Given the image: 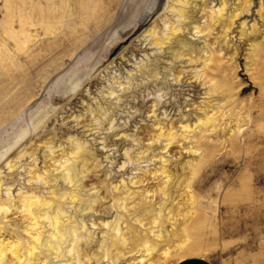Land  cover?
<instances>
[{
  "label": "rangeland",
  "instance_id": "obj_1",
  "mask_svg": "<svg viewBox=\"0 0 264 264\" xmlns=\"http://www.w3.org/2000/svg\"><path fill=\"white\" fill-rule=\"evenodd\" d=\"M206 1L208 4H204ZM222 1L195 0L196 21L186 20L191 25L178 33L184 47L174 49L167 37L172 34L171 28L185 23L169 9L176 0H0V111L29 95L28 91L41 86L72 60L92 51L106 56L104 62L86 69L67 85L31 98L26 107L0 118V203L12 199L18 206L20 194L26 192L49 198V185L34 177L36 167L56 179L54 190L61 196L58 202L73 219L68 222V230L64 229L70 233L61 241L64 254L58 258L48 250L46 241L51 236L46 232V246L38 249L44 257L30 264H40L41 259L48 264H78L79 259L82 264H109L106 259L98 260L104 253V241L111 240V228L104 223H113L120 216L127 218L123 228L128 224L143 234L150 228H164L165 232L162 239L149 232L151 243L159 245L150 261L139 262L143 254L133 241L114 264H177L186 259H204L212 264H264V109L262 90L249 58L253 55V39L264 43V0H249L250 11L237 19L229 47L219 29L212 34L194 29L206 28L212 9L216 12ZM228 1L230 8L239 2ZM144 16H148L145 24L138 25L126 38L122 36ZM243 22L248 33L253 24L260 30L248 38L241 37ZM156 37L163 40V47L151 44ZM100 41L102 45L95 48ZM211 51L221 58L218 65L223 67L221 71L209 69L217 76L213 80L217 88L212 93L211 83H206L204 76L199 78L208 72L204 59ZM188 52L194 53L192 58L186 55ZM227 80L235 87L231 98ZM244 86L248 89L241 92ZM111 90L114 95H110ZM230 100L238 103L227 109ZM212 114L217 120L203 124ZM236 115L241 123L234 121ZM83 118L94 120L95 128L92 126L89 133L85 131L91 127L77 125ZM187 124L191 128L186 133L182 126ZM237 128L241 133L232 139V130ZM161 132L177 133L179 137L173 141L158 139ZM79 140L86 152L77 162L80 173L76 184L82 201L76 209L66 199L74 189L62 177L66 172L55 167L58 163L52 164L54 156L60 157L62 150ZM47 145L56 146L58 152L51 155ZM23 152L27 153L22 161L9 170L7 162L15 164ZM162 166L176 175L171 185L175 200L167 203L173 208L174 218L156 227L150 222L157 218L156 210L165 201L159 196L168 178L135 186L129 182L133 177H151V172ZM122 181L137 192L136 202L145 199L157 208L144 221L146 226L132 219L133 214L113 207L111 198H103L102 186L118 185L122 189ZM15 209L12 207L13 215L10 212L9 216L0 212V240H18L25 251L29 241L27 222ZM128 237L131 239V235ZM74 239H80L81 255L69 253ZM10 256L12 263L10 258L0 264H24ZM23 260L29 261L26 256Z\"/></svg>",
  "mask_w": 264,
  "mask_h": 264
},
{
  "label": "bare ground",
  "instance_id": "obj_2",
  "mask_svg": "<svg viewBox=\"0 0 264 264\" xmlns=\"http://www.w3.org/2000/svg\"><path fill=\"white\" fill-rule=\"evenodd\" d=\"M204 4H208V2L206 1ZM229 5L230 4H229L228 0H223L221 6L218 8V10L216 12L213 11V9H212V11L209 15V22H208L207 27L205 28V27L198 26V27H195L194 29L198 30L199 33H205L208 30V31H210L211 34L214 31H216L217 29H219L218 32L222 33L221 36H224L223 39H227L226 42H227V46L229 47V43L231 42V40L234 37L233 36V34L235 32L234 26L237 22V19L239 17H241L243 14H245L246 11L247 12L250 11L248 9L251 7L252 2H250L249 0H239L238 4L236 6H234L233 8H230ZM197 6H198V4H196L195 0H176V3L169 6V9H171L173 11V13L175 12L176 15H178L181 18V20L185 21V23L184 22L182 23L183 24V25H181L182 27L171 28L172 34L167 37L168 41H172L171 45H174L173 46L174 49L175 48L180 49V48L184 47L183 46L184 41H183V39L179 38L178 33L182 30V28L185 25L187 27H189V25H191L188 23L186 24V20L190 19V20H193L192 22L196 21L194 13L196 12ZM260 8H261V6H260ZM191 9H193L192 12H190ZM92 16H89V18H91ZM97 18H100V16ZM147 19H148V16H144V18H142L141 21H138V23L134 24L133 27H128L129 29L126 30L122 36L125 37V36H128L129 34H131L133 31H135V29L137 28L138 25L141 26V25L145 24ZM91 20H92V18H91ZM245 26L246 25L244 22L241 23V28H242V32L240 34L241 37L245 36L246 38H248V37L252 36L253 34H256L260 30V28L258 27V24H253L251 27V29H252L251 32L248 33L247 30L244 28ZM262 27H264V24L262 25ZM155 32L156 31H153L154 35H156ZM173 39H174V41H173ZM217 40L215 39L216 42H217ZM101 43H102V41H100L98 44H96L95 48L101 46L102 45ZM151 44L163 47V45L165 43L163 42V40L156 37L155 39L153 38V40L151 41ZM262 44H264V43H262ZM262 44L257 43L256 38L253 39V41L251 43V46L253 47V55L249 56V58L250 59L252 58L251 59L252 67H253V70H254L255 75H256L255 80L258 81L256 83L260 86V88L262 90L260 98L262 99L261 107L264 109V46H262ZM215 50H217V49H215ZM220 50L221 49H219L218 51H220ZM100 53H97L96 51L95 52L92 51L90 53H86L85 55H82L81 57L77 58L74 61L72 60V62H70L69 65H67L64 69H62L61 71H59L58 73H56L55 75L50 77L41 86L28 91V92H31V93H28L29 95H25V97H20V98L16 99L14 101V103H12V105H9L8 107H5L3 110H1L0 111V118L3 116L10 115L15 110H19V109L26 107L29 104V102H31V98L37 99L38 97H43L44 95L50 94L51 93L50 91L57 88V87L59 88V85H67L75 77H78L79 75L82 76L81 74H83L86 71V69H89L93 65H98L99 63L104 62L105 57H106L105 53H103V52H100ZM220 53H221V51H220ZM193 54H194L193 52H188L186 55H188V56H190V58H192ZM235 55H236V53H235ZM233 59H234V57L231 56V62L233 61ZM220 60H221V58H220ZM220 60H219V58L215 57V51H211L210 55L206 56V58L204 59L205 67L208 69V72L203 71L204 74L201 75L202 74L201 73L200 74L201 76H199V78L204 76L203 79L206 80V83H211V85H212L210 88L211 93L213 92V89H215L214 87L217 88L216 83L213 82V80L217 76L214 77L213 74L211 75V73L213 71L209 72V69L217 70V71L223 70V67L221 65H218V62ZM178 78H180L179 73L176 76L177 80H178ZM75 81H76V79H75ZM178 82H180V81L178 80ZM224 86L225 85L223 84V87ZM223 87H221V88H223ZM247 89H248V87L244 86L241 88V92H244ZM234 90H235L234 85L229 83V81L227 80V93H229V95H230L229 98L232 97ZM219 91H218V93H219ZM114 93H115L114 90L110 91V95H114ZM54 100H59V98H55ZM233 100L232 101L230 100L232 103H230V102L227 103V109L231 106L237 105L238 100L234 101L235 104L233 103ZM88 111L95 112L96 110H93V109L89 110L88 109ZM223 111H225V110H223ZM98 114L99 113H97V115ZM233 115L234 114L231 113L230 117L232 116V118H233ZM239 118H240V116L236 115L234 121H237V123H241V122H239V121H241V118L240 119ZM216 120H217V118H215L214 114H212V115H209L208 117H206L205 121H203V124H205V125L212 124ZM77 125H82V128L91 127V129H86V131H85V133H89L90 131L93 130L92 126H94V120L92 119L89 121V120L83 118L80 122H78ZM94 128H95V126H94ZM182 128H184L185 132L187 133L189 131V129L191 128V125L187 124V125L182 126ZM232 132H233L231 134L232 139L237 137V135L239 136V133H241L240 128H237L236 130H232ZM90 135H92V134H90ZM186 135L187 134H185V137H187ZM163 137H166V140L168 139V140L173 141V140H176V138L179 137V135L177 133L165 134V133L161 132L157 136L158 139H161ZM47 147L49 148L51 155H55V153L58 152V151H56L57 148L54 145H47ZM62 151L63 152L60 155V157H59V155H57L56 157L55 156L53 157V158H56V160L54 161V163L52 165H56V163H58L57 164L58 166H55V167H57L58 169L61 168V169H63L62 171L66 172V174H64L62 177H63L64 181L68 183V185H70L71 187L74 188L67 193L66 199H70V203L72 204V206H74L77 209L78 205H79L78 203L82 201V199H81L82 197L78 191L79 188H77L78 186L76 184L78 181L77 178L79 177V173H80L78 171L79 169L77 168L78 167L77 162L80 163L79 160H82L80 158L82 156H85L86 150H85V147L83 146V144L79 140V141L74 142L73 146L70 147L69 149H64ZM26 153L27 152H23L21 154V156L18 157V161L15 164H12V161L7 162L8 169L14 170L17 167V165L22 161L21 159L26 155ZM29 154H31V157L33 156L32 152H29L28 155ZM167 161H168V159L164 160V163ZM34 168H35L33 171V173L35 174L34 177H36V179L39 182H43L45 185H49V195L50 196H49V198L48 197H41L38 194H36V192H30V193L26 192L24 194H20L18 206H17V203L13 204L12 199L11 200L7 199V200L3 201V203H0V212L2 211L5 213H8L7 216L11 215L10 212L12 213V210H11L12 207H16V209L20 210L21 218L27 222L28 228H27L26 233L29 237L28 243L26 242L28 245H27V249H25V251H23V244H21V242H19L18 240H15V241L10 240L7 242H5L4 240H0V262L3 260H6V259L9 261V259L11 258L10 262L12 263L13 259L10 255H12L13 258L15 256L16 259H18L21 263H24V264H30L33 260H35L37 258H41L42 256H41V253L38 252V249L40 247L42 248L43 245H45L44 244V240H45L44 234L46 232H49L50 236H51V238L46 241V242H49V244H50L48 247V250L53 251L54 255H57L58 258H60L61 253L64 252V251L61 252V250H63L61 241L64 237H66V235L70 234L68 231H65L64 229H66L68 222L72 219V216L66 214V212L64 211V207H63L64 205L59 204V202H58L61 196L58 197V194L54 190L56 179L55 178L51 179V175H50L51 173L49 174V172H47V171H44L41 173V172H39V170L36 167H34ZM33 173H30V174L33 176ZM174 176L176 177V175L173 173V171H171V169H169L166 166H162L161 168L154 169V171L151 172V177L146 176V178L142 177V178H139L138 180H135V178L133 177L129 182L135 186L138 183H143L145 181L149 182L152 179H154V180L159 179L160 180L161 177L165 178V179L168 178L164 181V183H163L164 186H162V183H161L162 187L160 190H162V194L159 197H162L163 199H165V201H164V203L160 204V207L158 208V210H156L157 208L155 209L150 204V202L145 201V199L144 200L140 199L139 202H136V199L134 198V196L137 194V192L134 191L131 187H129V185H130L129 183H126L124 181H122L123 182V184H122L123 188L122 189H121L122 186L118 187V185H115L113 187H111L112 185L111 186L109 185L108 187H106V189L103 188L104 186H102L101 187L102 195H104L103 196L104 199H107V198L112 199V201L114 202V204H112L113 207H115L117 209L119 208L122 211H125L127 213L129 212V213H131L130 215L133 214L134 216H133V218L132 217L131 218L134 219L139 224H141L142 226H146L148 224L147 221H146V223L144 221L148 219V216L150 213H152L154 210L158 211V213H156L157 218L155 217L156 219L152 220L150 222V224H152V225L156 224V227H157V224H159V226L163 227V223L165 221H170L171 219L174 218L173 217L174 216L173 208L172 207L169 208L167 205L169 199H172V201L175 200L174 192L171 191V185L174 184V181H175V178H173ZM87 177L90 178L92 176L88 175ZM123 189H124V191H123ZM10 192L11 191L9 190V193ZM22 193H23V191H22ZM157 197H158V195L156 194V198ZM131 199H133V201L130 202ZM95 203H96L95 205H97V203H99V201L95 202ZM130 204H133L131 206V208H130ZM69 207H71V206H69ZM93 207L95 209V206L91 205V208H93ZM139 211H142V213L136 214ZM156 214H154V215H156ZM12 215H13V213H12ZM124 222H127V218L120 216L113 223L112 222L110 223L109 221L104 223V226H110V228H111V230H110V231H112L111 234H109V232H108L109 236L111 237L110 238L111 240H109V241H111V242H109L108 240L104 241V245H105V248L103 249L104 253L101 257L98 258V260L106 259L109 262V264L116 263L121 258V254L123 253V250L125 249V247L134 241L135 243H137L136 244L137 246L141 247L139 249V251L143 254L141 259L139 260V262L145 263V262L150 261L151 256L153 255L155 250H157L159 245L151 243V241L148 238V234H149V232H152L157 236L158 239H162L164 237L163 233L165 232L164 228H162L159 231L156 230L158 233L154 230V228H150L149 232L147 234H143V233L139 232L137 228H135L133 226H129L128 224H126L127 226L125 228H123L122 224ZM73 223H75V221ZM67 228H69V227H67ZM66 230H68V229H66ZM70 232H71V230H70ZM128 235H131V239H129ZM74 240H75L74 247H73L72 251H69V253L74 251V252H78L81 255L79 248H78V241L80 239L79 240L74 239ZM81 241H84V240H81ZM80 242H79V245H80ZM100 245H101V243H100ZM131 245H133V244H131ZM82 249L84 250L85 248H82ZM87 255H89V254H87ZM25 256L27 257V259H29L28 262H27V260H23V257H25ZM96 257H97V255H96ZM79 260H81V259H79ZM79 260H78V264H82L81 261H79ZM41 262L42 263H40V264H48L44 259H41ZM33 263H35V262H33ZM70 264H72V263H70Z\"/></svg>",
  "mask_w": 264,
  "mask_h": 264
},
{
  "label": "crops",
  "instance_id": "obj_3",
  "mask_svg": "<svg viewBox=\"0 0 264 264\" xmlns=\"http://www.w3.org/2000/svg\"><path fill=\"white\" fill-rule=\"evenodd\" d=\"M184 261L182 260L177 264H212L211 262L204 259H186Z\"/></svg>",
  "mask_w": 264,
  "mask_h": 264
}]
</instances>
